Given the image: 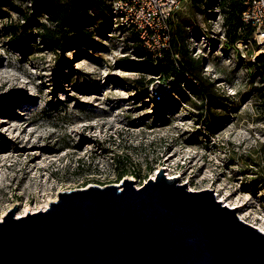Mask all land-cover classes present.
Instances as JSON below:
<instances>
[{
	"label": "rangeland",
	"instance_id": "obj_1",
	"mask_svg": "<svg viewBox=\"0 0 264 264\" xmlns=\"http://www.w3.org/2000/svg\"><path fill=\"white\" fill-rule=\"evenodd\" d=\"M12 1L36 24L48 23L32 0ZM0 10V219L15 204L16 218L37 212L61 191L123 179L140 187L163 169L189 190L213 188L217 201L225 196L237 215L264 229V84L251 77L264 50L246 30L232 44L221 11L209 21L192 1L173 16L171 29L184 31L225 105L210 134L198 99L173 93L169 79L151 73L155 63H139L129 32L108 11L94 13L87 42L56 50L36 37L23 52L5 30L22 24V15ZM29 32L39 34L38 26Z\"/></svg>",
	"mask_w": 264,
	"mask_h": 264
},
{
	"label": "water",
	"instance_id": "obj_2",
	"mask_svg": "<svg viewBox=\"0 0 264 264\" xmlns=\"http://www.w3.org/2000/svg\"><path fill=\"white\" fill-rule=\"evenodd\" d=\"M160 169L140 187L58 192L37 212L0 219V264H264V232Z\"/></svg>",
	"mask_w": 264,
	"mask_h": 264
},
{
	"label": "trees",
	"instance_id": "obj_3",
	"mask_svg": "<svg viewBox=\"0 0 264 264\" xmlns=\"http://www.w3.org/2000/svg\"><path fill=\"white\" fill-rule=\"evenodd\" d=\"M190 1L198 10L202 9L204 12L207 9L209 19L213 17L212 11L215 7L221 11L223 18L221 27L225 29V34L232 44L239 39L235 33L240 28L247 31L246 36H252V28L243 24L240 19L243 10L242 0ZM32 2L38 16H41V13L47 16V24H36L30 20L12 0H0V9L8 7L22 15L24 19L22 24L5 27L6 33L11 37L12 46L23 52L29 48L31 42L36 41V37L50 49L56 50H64L87 42L92 39L95 31L90 30L96 24L94 13L108 11L112 17L109 0H32ZM0 14L4 13L0 10ZM172 22L173 20L171 27ZM31 25L38 26L39 34L29 32ZM118 30L129 32L130 37L127 41L131 43L132 54L143 60L139 63L149 65L155 63V69L151 73L169 79L168 84L173 93L186 100H189L190 96L198 99L200 105L196 107L200 111L198 115L200 122L210 134H213L217 129L215 123L220 119V114L215 110L225 109V105L222 99L216 96L213 83L203 77L200 60L191 56L185 43L184 31L174 26L168 48L160 50L159 53H152L142 46L133 31L121 27ZM252 66L251 77H258L259 82L264 84V54L259 55ZM259 90H262L260 97L264 98V86Z\"/></svg>",
	"mask_w": 264,
	"mask_h": 264
},
{
	"label": "built area",
	"instance_id": "obj_4",
	"mask_svg": "<svg viewBox=\"0 0 264 264\" xmlns=\"http://www.w3.org/2000/svg\"><path fill=\"white\" fill-rule=\"evenodd\" d=\"M189 1L109 0V3L114 26L117 29L121 27L127 31H133L146 50L159 53L160 50L169 46L172 32L171 20L176 10ZM242 4L240 19L243 24L252 28L253 42L264 50V0H242ZM214 9L218 10L217 7ZM219 16L222 15L219 13ZM212 20L213 18L209 19V21ZM220 28L222 30L221 25Z\"/></svg>",
	"mask_w": 264,
	"mask_h": 264
},
{
	"label": "bare ground",
	"instance_id": "obj_5",
	"mask_svg": "<svg viewBox=\"0 0 264 264\" xmlns=\"http://www.w3.org/2000/svg\"><path fill=\"white\" fill-rule=\"evenodd\" d=\"M220 197H221V196H220ZM224 197H225V196H224ZM224 197L219 198V201H220L222 204H224V205H226V206H228V207H230V208H236V206L229 205V204L225 201V198H224ZM48 202H49V201H48ZM48 202H47L43 207H41L40 210L45 209V208L47 207V205H48ZM238 216H239V218H240L241 220H243L244 222H246V223L252 225L253 227L257 228L258 230L264 232V229L260 228L259 226H255V225H253V224L247 222V221L243 218V216H242L240 213L238 214Z\"/></svg>",
	"mask_w": 264,
	"mask_h": 264
}]
</instances>
